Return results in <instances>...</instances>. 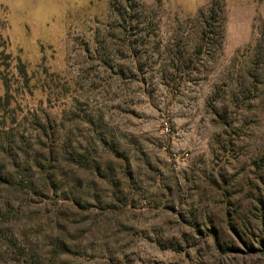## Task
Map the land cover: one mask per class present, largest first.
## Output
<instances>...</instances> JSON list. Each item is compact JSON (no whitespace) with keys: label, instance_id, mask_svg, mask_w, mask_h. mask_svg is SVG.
Listing matches in <instances>:
<instances>
[{"label":"rangeland","instance_id":"1","mask_svg":"<svg viewBox=\"0 0 264 264\" xmlns=\"http://www.w3.org/2000/svg\"><path fill=\"white\" fill-rule=\"evenodd\" d=\"M0 99V264H264V0H0Z\"/></svg>","mask_w":264,"mask_h":264},{"label":"trees","instance_id":"2","mask_svg":"<svg viewBox=\"0 0 264 264\" xmlns=\"http://www.w3.org/2000/svg\"><path fill=\"white\" fill-rule=\"evenodd\" d=\"M18 66L16 67L18 70V74L21 76V78L24 80H26V71H25V66L22 63H18ZM3 80V84L5 87V91L6 94L4 96V100H6L5 105H8L10 99L12 98V94L10 93V84H9V80L5 77L2 78ZM3 100L0 99V102H2ZM17 166V165H16ZM23 165H18V168L22 167ZM2 171V170H1ZM18 175V176H16ZM36 175V174H35ZM34 174L29 173V171L25 170L22 171L18 174H13L12 173H8V174H4V171H2V174L0 173V180L2 181H6L7 186H11L13 188L14 191L16 192H20L23 190H34L35 188V184H36V180H34L35 177ZM40 182V180H39ZM43 183H46V178L43 180ZM10 245H16L14 243H12L11 241L8 242Z\"/></svg>","mask_w":264,"mask_h":264}]
</instances>
